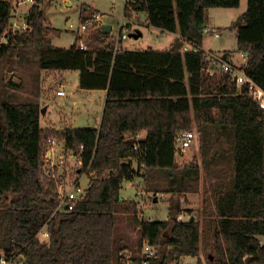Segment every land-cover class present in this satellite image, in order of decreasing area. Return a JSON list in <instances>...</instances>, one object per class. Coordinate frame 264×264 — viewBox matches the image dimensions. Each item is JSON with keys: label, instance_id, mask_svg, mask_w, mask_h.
Returning a JSON list of instances; mask_svg holds the SVG:
<instances>
[{"label": "trees", "instance_id": "1", "mask_svg": "<svg viewBox=\"0 0 264 264\" xmlns=\"http://www.w3.org/2000/svg\"><path fill=\"white\" fill-rule=\"evenodd\" d=\"M240 1L136 0L134 10L146 14L142 24L178 32L192 45L182 51L117 48L104 26L88 31L86 49L79 38L69 47L56 46L43 0L29 8L22 31L10 28L11 0H0V65L23 61L35 50L38 78L42 70H78L82 89L106 90L98 127L71 125L61 132L41 125L38 99L16 101L0 77V251L23 254L29 264H126L122 252L141 251L147 241L158 250L151 264H168L199 255L202 224L210 218L211 264H264V107L228 74L207 72L213 51L203 49L208 9L237 7ZM229 28L236 31L238 49L248 53L244 71L264 89V0H248ZM4 33L7 41H1ZM194 124L203 167L228 176L214 200L206 190L201 221L178 219L180 194L197 190L200 168L177 164V134ZM143 130L145 137L138 139ZM59 136L68 154L81 152L79 172H88L90 185L74 210L54 213L58 186L44 157L50 139ZM222 160L223 166L212 168ZM141 172L151 188L170 193L167 219L140 218L137 202L122 198L123 181ZM160 178L167 181L164 187ZM120 213H128L126 226L119 223ZM45 225L49 240L39 237ZM125 227H138L136 242Z\"/></svg>", "mask_w": 264, "mask_h": 264}, {"label": "rangeland", "instance_id": "2", "mask_svg": "<svg viewBox=\"0 0 264 264\" xmlns=\"http://www.w3.org/2000/svg\"><path fill=\"white\" fill-rule=\"evenodd\" d=\"M127 0H43L42 5L46 11L48 23L55 27L51 31L52 43L56 46L69 47L76 38H81L88 43L89 30L97 27L111 25V34L115 38L116 46H122L125 49H143L148 47L154 48H170L179 47L183 50H189L192 45L186 43L182 46L181 40L170 39L171 35L162 36L160 31L149 29L145 26L140 18L144 17V12L130 11L124 14V6ZM12 17L11 23H15V28L19 29L27 15L29 8L33 2L27 0H11ZM131 1L128 3H133ZM248 0H241L237 7H211L208 9L209 26L222 28V36L216 37L214 34L205 32L203 49L209 51L211 49H228L235 52L238 61H242L243 52L238 49V39L235 29L229 28L233 22L238 20L240 15L246 10ZM92 19L94 22L89 29L80 35L81 23L85 20ZM97 20V21H95ZM72 22V24H69ZM11 26V25H10ZM11 28V27H10ZM129 30L128 33L139 31L141 37L135 39L133 37L118 38L120 29ZM4 33V37H5ZM175 36V35H173ZM120 40V41H119ZM3 41V36L1 38ZM179 43V44H178ZM91 45V44H90ZM27 58L23 61H12L0 65V77L3 80L1 87L13 94L16 101H25L29 98L38 99L42 105L41 125L55 127L59 131L64 128L75 125L80 127L96 126L101 119L102 110L106 101V92L102 89L88 90L79 86L78 70H63L62 74L53 72H43L38 78L39 64L37 62V54L35 50L27 52ZM229 61V60H228ZM231 62V61H230ZM207 67H213L215 74H221L220 69L215 64L209 62ZM217 69V70H216ZM11 80L14 86H6L5 84ZM63 85L66 89L67 96L59 97L56 95V89ZM188 129H193L197 133V141L187 150L179 151L176 147V162L179 166L197 164L200 168L199 179L194 183L197 190L184 192L180 194L182 212L179 214L181 219L187 220L191 217L203 220L202 208L206 190L214 200L215 194L224 186L228 176L212 172L209 173L202 164L200 133L196 124ZM144 136L143 132H139L137 138ZM59 136L56 140V146L52 157L58 167V177L72 186L74 181L79 180L86 187L89 183L88 172L80 173L82 166L81 160L74 157V154L65 149V141ZM225 148V147H221ZM125 161H128L127 159ZM133 165L138 167L137 160H132ZM220 162V163H219ZM212 165V168L223 166L224 160ZM52 166V163H51ZM146 181H145V180ZM144 179L135 177L132 180H124L121 196L123 199L140 201L143 200L145 205L139 209V217L143 219H167L169 216L168 206L170 203V193L163 190H155L151 188V181L146 177ZM142 180L141 184L140 181ZM162 187L167 182L164 178L159 179ZM139 189H143L141 194ZM138 207V206H137ZM119 223L124 225L130 222L128 213H120ZM126 226V225H125ZM214 223L212 219H208L202 224L203 234L200 242V252L195 259L191 257L184 258V261H191L194 264H211L208 260V254H211V245L213 244ZM127 229V230H126ZM125 233L130 240L135 241L139 237L138 227L135 229L125 227ZM135 251V252H133ZM128 251L127 256L138 255L140 249L133 248ZM187 256V255H186ZM191 256V255H188ZM185 257V256H183ZM182 257V259H183ZM195 257V256H194ZM170 263V261H168Z\"/></svg>", "mask_w": 264, "mask_h": 264}, {"label": "built area", "instance_id": "3", "mask_svg": "<svg viewBox=\"0 0 264 264\" xmlns=\"http://www.w3.org/2000/svg\"><path fill=\"white\" fill-rule=\"evenodd\" d=\"M35 3V0H27ZM134 3V2H133ZM133 3L129 4V10L135 11L133 7ZM125 14V13H124ZM27 15V13H26ZM142 21H145V16L143 18H140ZM97 21V20H95ZM94 22L92 19L85 20V22L81 23V26L79 27L81 30L80 35L85 33L90 25ZM11 28L13 30H25L28 27L27 18L25 22L20 25L19 29L17 27L15 28V23L12 22L10 24ZM129 30L127 29H120V33L118 35V38H125L130 36V33H128ZM205 32L214 34L216 37H220V32L217 28H213L210 26H207L205 28ZM3 41H7V37L3 35ZM120 41V40H119ZM78 44L81 48L86 49L88 48V45L84 42L83 39H78ZM117 48H120L119 45L116 46ZM197 48H195L196 50ZM210 54V60L211 63L215 64V68H219L221 73L228 74L230 80L234 81L238 86H247L248 87V94L252 99L260 104L262 107H264V89L258 85L249 75L246 74V72L243 69V63L241 65H236L230 61H228L226 58L223 57V55L218 54L216 52H211ZM242 57L244 59V64L247 62L248 53L243 52ZM207 72L210 74H214L216 71L213 69V67H207ZM217 70V69H216ZM56 95L59 97H66L67 92L63 85H60L58 89H56ZM56 140L57 138H51L50 142L51 145L48 148L46 154H45V162H46V169L47 173L56 180L57 186H58V193H59V199L60 203L55 209L54 213L57 212H69L74 210L76 204L84 198L86 195L87 189L90 185L89 183L86 187H84L79 180L74 181L72 186H69L65 183L64 180H62L60 177H58V172L55 173V167L57 166L54 162V159L52 157L53 151L56 146ZM197 141V133L193 129H181L178 131L177 134V150L184 151L190 148L195 142ZM138 145H136V148ZM74 157L76 159L79 158L82 163L81 159V152L73 153ZM52 163V166H51ZM88 174V173H87ZM141 172L140 178L144 179V174ZM89 176V175H88ZM90 179V178H89ZM145 180V179H144ZM146 181V180H145ZM142 180L140 181V183ZM143 184V183H141ZM143 189H139V193L141 194V191ZM143 192V191H142ZM137 202V201H136ZM145 205V202L143 200H140L137 202L138 211L139 209H142ZM139 214V213H138ZM180 216V215H179ZM178 216V219H181ZM39 237L42 240H49L51 238V231L48 225H45L40 231H39ZM128 251H123L122 254L127 253ZM126 255V254H124ZM158 257V250L157 248L153 247L149 242L144 241L142 245V249L139 254V260H133L132 255L127 256L126 255V264H151V259H156ZM0 264H29L27 262V259L23 254H16L12 253L8 255L4 250L0 251ZM168 264H194L191 261H184V258L180 259L179 261H171Z\"/></svg>", "mask_w": 264, "mask_h": 264}, {"label": "crops", "instance_id": "4", "mask_svg": "<svg viewBox=\"0 0 264 264\" xmlns=\"http://www.w3.org/2000/svg\"><path fill=\"white\" fill-rule=\"evenodd\" d=\"M131 1H136V0H127L126 1V3L127 2H131ZM144 16H146V14L144 13ZM69 24H72V22H70ZM209 24V20H208V23H207V26H209L208 25ZM144 25L145 26H147L149 29H156L157 31H160V32H158V33H160L162 36H165V35H168V34H172L171 35V38L170 39H172V40H174V39H177V40H181V42H182V46H185V44L186 43H188L189 44V42H187L186 40H184V39H182L181 37H180V34L178 33V32H167V31H163L162 29H160V28H157V27H153V26H148L146 23H144ZM211 27V26H210ZM213 28H215V27H213ZM217 29H218V27H216ZM111 30H112V26H111ZM219 30V29H218ZM219 32H220V37L222 36V30H219ZM132 33H137L138 34V37H134V36H132L133 38H135V39H138V38H140L141 37V33L139 32V31H135V32H132ZM173 35H175V36H173ZM131 37V36H130ZM173 37H174V39H173ZM50 40H52V37H50ZM52 42V41H51ZM53 44V43H52ZM54 45V44H53ZM203 47H204V45H203ZM148 48H154V47H148ZM205 48V47H204ZM135 49H137V48H135ZM143 49H147V48H143ZM154 49H161V48H154ZM164 49H167V48H164ZM182 51H184L183 49H181ZM213 52H216V53H218V54H221V55H223L224 56V58H226L227 60H229V61H231L232 63H234V64H236V65H241L242 63L244 64V59L242 60V61H238L237 60V58H236V55H235V52H233V51H231V50H228V49H219V50H215V49H211ZM43 72H48V71H46V70H42L41 71V73H43ZM53 73H56L57 75L59 74H62L63 72L62 71H59V70H56V71H52ZM92 90H96V89H92ZM105 92H106V90H104ZM104 105H105V103H104ZM103 110H104V107H103ZM103 110H102V113H103ZM101 118H102V116H101ZM100 122H101V119H100ZM100 122L95 126V127H98L99 125H100ZM141 132H143L144 133V136L143 137H145V135H146V130H143V131H141ZM142 137V138H143ZM64 140V139H63ZM65 141V140H64ZM64 141H63V144H64ZM122 185H123V183H122ZM123 188V187H122ZM263 242H264V240H262ZM187 257H191V258H193V259H195L197 256H185V257H183V258H187Z\"/></svg>", "mask_w": 264, "mask_h": 264}, {"label": "water", "instance_id": "5", "mask_svg": "<svg viewBox=\"0 0 264 264\" xmlns=\"http://www.w3.org/2000/svg\"><path fill=\"white\" fill-rule=\"evenodd\" d=\"M1 30V29H0ZM104 30H106V31H111V25H106V26H104ZM130 36L132 37V36H134V37H138V34L137 33H130ZM42 111H44V109L42 110ZM252 259V257L251 256H249V257H247L246 258V262L248 263L250 260Z\"/></svg>", "mask_w": 264, "mask_h": 264}]
</instances>
